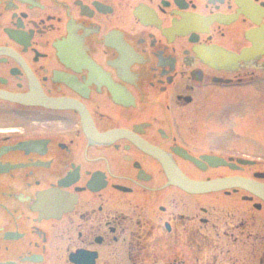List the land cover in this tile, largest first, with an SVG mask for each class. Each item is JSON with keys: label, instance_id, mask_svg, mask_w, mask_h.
<instances>
[{"label": "flooded vegetation", "instance_id": "af4514ba", "mask_svg": "<svg viewBox=\"0 0 264 264\" xmlns=\"http://www.w3.org/2000/svg\"><path fill=\"white\" fill-rule=\"evenodd\" d=\"M250 84L264 0H0V264H264Z\"/></svg>", "mask_w": 264, "mask_h": 264}, {"label": "rangeland", "instance_id": "374dc122", "mask_svg": "<svg viewBox=\"0 0 264 264\" xmlns=\"http://www.w3.org/2000/svg\"><path fill=\"white\" fill-rule=\"evenodd\" d=\"M233 92L234 94L232 96H237L238 93H242L239 94V98L245 97V99L243 97V99L239 100L240 103H244V110L240 111V113L236 112L234 122L243 123V129L244 124L249 125L251 128L254 127V125L255 128H258L257 125H259L260 127L258 129H261L264 134V84H250L244 88L234 89ZM243 92L247 93L244 94ZM250 154H254V152H250ZM255 156H260L264 165V154L256 153ZM262 170L264 171V168Z\"/></svg>", "mask_w": 264, "mask_h": 264}, {"label": "water", "instance_id": "95a60500", "mask_svg": "<svg viewBox=\"0 0 264 264\" xmlns=\"http://www.w3.org/2000/svg\"><path fill=\"white\" fill-rule=\"evenodd\" d=\"M227 186H240L252 190L257 194L259 197L264 199V185L255 183L250 180H240L234 179L230 181H225ZM223 182H212V183H201V184H192V185H185V188L190 190H208L211 188L221 187L223 186Z\"/></svg>", "mask_w": 264, "mask_h": 264}]
</instances>
